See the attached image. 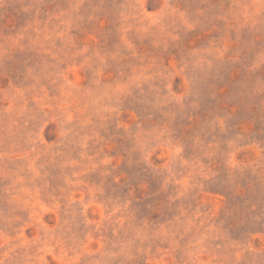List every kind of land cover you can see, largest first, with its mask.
I'll return each instance as SVG.
<instances>
[{
    "label": "rangeland",
    "instance_id": "obj_1",
    "mask_svg": "<svg viewBox=\"0 0 264 264\" xmlns=\"http://www.w3.org/2000/svg\"><path fill=\"white\" fill-rule=\"evenodd\" d=\"M0 264H264V0H0Z\"/></svg>",
    "mask_w": 264,
    "mask_h": 264
}]
</instances>
